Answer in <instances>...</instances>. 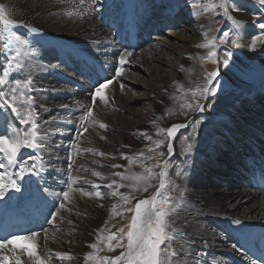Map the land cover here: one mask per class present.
Listing matches in <instances>:
<instances>
[{
    "label": "bare ground",
    "instance_id": "6f19581e",
    "mask_svg": "<svg viewBox=\"0 0 264 264\" xmlns=\"http://www.w3.org/2000/svg\"><path fill=\"white\" fill-rule=\"evenodd\" d=\"M182 1L189 0L171 1L166 13L171 12ZM199 2L206 6L218 4V0H199ZM2 4L7 13L22 17L23 26L37 29L34 32L36 34L34 43L30 41L24 50L25 59L22 62V69L32 81L30 94L38 104L36 108L38 121L35 122L37 125L35 131L40 147L37 149L22 148L17 155L16 163L12 165L8 164L6 158H1L2 154L0 155V163L4 164V167L0 168V176L4 178L3 182L7 183L10 178L15 179L21 189L20 192L13 189L5 190L4 198L0 199V213L8 207V204L23 212L26 211V206L31 205L32 208L39 206L43 226L46 228L55 213L56 219L59 218L64 225L53 221L55 225H51L53 228L48 229L46 233H43L46 229L42 230L41 228L38 231L40 233L37 238L38 254L41 258L48 259L50 257L48 264H91V260L86 257L95 252L91 245L96 244V232L103 226L101 224L107 216V210L103 208L104 203L102 204L105 201L100 200L96 193L91 194L90 201L93 204L90 205L91 209L87 210L91 219L89 225L74 223L73 219L71 221L74 225H66L68 224L67 219L71 216V207L75 204L86 211L85 202L87 200L82 201L85 199H82L81 194H90V192H85V188V190L90 188L93 189L91 191H94L107 187L112 193L119 191L123 195L122 193L125 191L123 192L118 186L122 181L121 167L126 168L132 154H135L142 145L146 146V142L152 137L149 132L151 129H148L147 123H145L147 115H142L143 120H138L139 122L134 123L135 125L125 123V126L122 125L123 127H114L115 119L109 115L113 113L112 110L117 108L129 110L131 99L124 100L121 96L123 92L121 80L126 72L117 77L116 69L121 66L120 56L125 52L131 53L125 46L126 43H129L127 37L131 36V30H139L140 33L146 30L147 25L143 20L146 8L143 7L141 0H83V2L81 0H25V2L2 0ZM35 7L38 10L32 12ZM43 7L46 8L43 10ZM190 14L196 19V23L202 30L209 29L206 19L202 18L199 13L191 11ZM132 18L136 19V25L129 21ZM128 25L129 27L126 29ZM239 27L241 43L245 48L244 51L248 52L250 39L254 36V29L252 25L245 23ZM218 30L219 27L215 28V31L206 30L209 37L202 44L212 46ZM174 36L179 35L173 34ZM151 40L152 38L149 36L148 41L151 42ZM181 40H184V43L189 41L186 38H181ZM143 46H148V42ZM142 48L144 47L138 50H142ZM157 48L168 49V47L163 48L159 44H157ZM184 49L178 65L167 64L172 76L160 77L159 75L157 77L160 81L158 83L162 85L161 89L155 90L154 86L149 89L150 97L156 98V102L154 110L147 116L148 119H154V113L164 111V101L168 102V99L174 98L173 94L178 93L184 72H187L184 78L199 82L197 66L194 65L187 69L192 58L194 61L199 52ZM213 50L211 48V51ZM55 52L59 55L58 59L67 68L57 63ZM135 52L127 57V64L124 65L129 63L133 69L142 68L147 62L148 54L145 55L143 51L144 56H140L141 61H139L135 60ZM262 64L264 65V55ZM96 67H104L107 70V79L112 80V83L104 89L107 102L100 100L99 97L94 102L93 95L97 86L92 88L86 83L85 78H91V74H94L92 68ZM165 74L167 73L165 72ZM66 76L69 81L65 80ZM239 93L238 96L232 98L217 100L212 108L215 116L209 118L206 127L192 130L189 140L181 147L187 156L184 153H176L175 145L176 137L182 133L184 127L175 130L174 135L167 137L164 143V156L167 157L171 153L176 154L178 158L184 156L183 163H176L174 167L178 169V167L184 166V172H189L181 181L175 182L181 189L171 206L172 211L169 215V234L173 236L170 241V251L174 250L176 253L172 256L173 264H250L235 247L229 233L223 229V221L232 218L264 228V193H258L248 184L246 185L245 167L242 169L232 168V162L240 157L237 149L246 145L250 140H254L251 125L258 122L252 111L256 107L254 101L256 92L249 88H241ZM62 100L63 102L56 103ZM181 102V100L174 102L177 113H180ZM241 103L245 104L241 105ZM16 106L20 108L19 101H16ZM82 107L85 111L80 113H88L89 110L93 113L88 123H85L86 125L83 123L85 126L80 124L83 121H80V118V122L75 121L72 124L68 123L69 120L65 121L63 116H59L63 108L71 111L68 113H71L70 117H72V115L78 114ZM193 115L194 112L190 111L184 118L173 116L167 119L166 124L170 128L176 124L184 125ZM4 118H7V121L12 118L20 133L23 125L14 114L11 113L9 117L4 116ZM118 120L120 119L118 118ZM7 121L4 119L0 121V133H4L6 128L3 124L8 123ZM101 123L106 127L101 128L99 126ZM53 126L60 128L59 131L52 132ZM72 126L73 130L71 131ZM16 131L15 129L11 130V132ZM112 131L116 133L113 137L109 136ZM255 134H264L263 121H260ZM72 139L76 141H72ZM67 140L69 142H66ZM68 147L74 151L75 158L72 157L67 168H62L59 163L69 162V159L63 156V152ZM256 157L261 158V154ZM76 159H78L77 163ZM186 160H188V164ZM21 162H27L29 165L34 164L37 174L25 175L23 178L17 176L18 165ZM68 167H74L81 171L69 174ZM143 167V165L132 167V172L134 171L136 174L133 182L137 190L133 191L134 195L132 196L135 200L150 199L157 191H161L159 187L153 185L152 180L143 176ZM93 173H100V176ZM66 175L71 177L68 178ZM216 175V182L209 188L207 186V184L211 185L208 181L209 178ZM103 180L108 183H103ZM69 184L72 185L71 191L68 188ZM93 185L98 187H93ZM107 185L112 186L108 187ZM64 191H69L68 200H65L61 194ZM117 197L119 194L112 195L113 199ZM62 203L65 205L64 208L60 207ZM64 231H69L73 238L70 245L63 244L61 235ZM5 239L8 238L1 240ZM69 240L66 239V241ZM125 251L126 248L123 252ZM58 253L70 256L71 259H60ZM5 255L11 258L19 257L22 264H33L32 259L21 250L13 249L11 245L0 250V264H2V258ZM119 264H124V262L120 261Z\"/></svg>",
    "mask_w": 264,
    "mask_h": 264
},
{
    "label": "rangeland",
    "instance_id": "374dc122",
    "mask_svg": "<svg viewBox=\"0 0 264 264\" xmlns=\"http://www.w3.org/2000/svg\"><path fill=\"white\" fill-rule=\"evenodd\" d=\"M20 1L25 2V0H20ZM142 1L148 5L146 7L145 21L149 23V28L154 32V36L153 38L151 37L152 40L150 44L144 47L145 49L142 48V50H138L137 52H135L136 53V55L134 56L135 60H139V61H141V59H139L140 56H144L143 55L144 53L145 55L148 54V59H146L147 62L145 66H143L142 68L137 67L133 69V66L131 67L129 63L128 65H124L127 64V62L124 63L122 66H120V68L122 67L123 72H126L125 76L124 77L122 76L123 78L121 80L123 85V86L121 85L123 87L122 90L123 92L121 93L122 94L121 96L122 99L124 100L131 99V102L129 103L128 111L119 110L118 108L115 109L114 111L112 110L113 113L109 115H111L113 119H115L114 123L116 125L113 124V126L123 127L125 126V123H128L127 125H132V124L135 125L137 122H139L138 120L143 118L144 115L148 116L150 113H152V111L154 110L156 98L150 97V94L148 93L150 91L149 89H152L153 86H154L153 89L155 90L161 89L162 85L161 83H158L160 81L157 77H159V75L160 77L164 75H166L167 77L172 76V73L170 72L169 68H167L168 66L167 64H173L175 66L178 65V62L181 60L180 59L181 56H183L181 54L184 52L185 50L184 48L189 49L192 52L193 51L197 53L199 52L198 57L194 61L192 58L187 68L189 69L191 66L194 65L195 67L197 66L199 70L197 76L199 82L184 78L187 74V72H184L183 74L184 79L182 78L180 81L178 93L176 95L173 94L172 96H174V98H172L171 100L168 99L167 100L168 102L165 103L164 101L163 104L165 106L164 111L157 114L154 113V117H155L154 119L151 118L148 119V117L146 116L147 120H145V123H147L146 126L148 127V129H151L149 132L151 133L152 137H150V139L146 142V146L145 144L142 145L135 154H132V157L129 158L130 165L128 164L126 168L121 167L122 171L120 175L122 181L118 186L120 187L121 190H123V192L125 191L124 193H122L123 195H121V192L118 191L116 192V194H119V197L113 199L112 192L107 187H103L102 189L99 188L94 191H91L93 189L90 188H87V190H85L86 189L85 188L84 189L85 192H90V194L88 193L81 194L82 199H85L82 201L87 200L85 202L86 211H84L85 209L82 208L80 209L75 204L72 205L70 212L71 218L69 217L67 219L68 224L66 225H74V223H78L81 225H89L91 223V219H90V214L87 213L88 212L87 210H90L93 204L90 201L91 194L93 192L94 193L99 192L101 194L99 199L105 201L102 202V204L104 203L103 208L107 210V216L104 222L101 224L103 226L100 229H98L96 232L97 233L96 234L97 241L95 244L96 248L93 249L95 252L93 251L94 254H92V256L97 257V259L91 260V264H111V261L116 258V255L123 252L126 248V234L128 231V225L130 224L132 215L134 214V206L139 201L132 198V196L134 195L133 191L136 192L137 190L136 185H134L133 182L135 181L136 174L134 173V171L132 172V169L135 166H139V165L144 166L142 169V174L148 180H152L154 186L159 187L161 180H163L165 187L161 189L160 191L161 197L159 198H162L164 196L168 197L170 201V207L174 203L176 196L180 193L179 189H181V187H178V184H176L175 182L177 180L181 181L183 177L186 176L189 172L188 171H187L188 173L186 171L184 172L185 169L184 166L180 168L178 167V169L174 167V164L176 163L177 164L183 163L184 156L183 158H181L182 156L181 157L179 156L180 158H178L177 155L174 153L173 154L171 153L167 157L164 156V143L167 140V137H169L167 130L170 128V126L166 124L168 118H171L173 116L184 118L188 112L190 111L194 112V115L189 120H187V122H185L184 124L185 126L182 129V133L176 137V142H175L177 149L176 153L178 154L184 153V149H182L181 147L185 142L189 140V136L192 130L206 127V124L209 123V118L215 116L214 115L215 112H213L214 110L212 108L213 106H215L214 104H216V101L219 99H225L228 97L232 98L234 96H238L240 94L239 90L241 88H249L250 90L252 89L256 92V97L254 99L256 103V107L253 108L252 111L253 114L256 115L255 120L258 121V122L256 121L257 123L255 125L254 123L251 125L254 132V137H253L254 140L252 139L249 142L252 143V145L255 148H258L264 142V134L263 135L255 134L256 130H258L259 128L260 121L264 122V110L261 109L262 108L261 106H263L264 103L261 106L258 105L264 100V91H262V89L264 88V65L262 64V56L264 55V29L260 27L261 24H264V6L260 5L258 3V0H229L230 10L229 13L225 15L223 9L218 7L214 8L213 10H208L206 5L200 4L201 5L200 8H193L189 0L187 2H183V1L180 2L172 9L171 12L166 13V11H168L167 9L168 5L170 6V4L172 3L171 1L173 0H157V1L142 0ZM0 7H3L2 0H0ZM45 8L46 7H43V10ZM35 10H38V8L35 7L32 12H35ZM191 11H196L197 13H199V15L202 18L206 19L207 25H209V29L202 30V28L196 23V19L191 16L190 14ZM185 14H189V16L191 17L189 19V23H184L182 21V19H185L187 17ZM163 16L165 17V20ZM7 18L14 21V24L11 25L8 30L20 35V37L23 40L27 41V44L15 45L11 51H6L2 47L3 40H0V75H3V67L6 66L7 60L12 55H15L16 48H19L21 52L20 60L21 62H23V60L25 59L24 50L27 48V45L30 43V41L33 42L36 37V34L30 30L31 28L22 25L21 16L18 17V16H14V14L12 15L8 13ZM164 21H172L174 25L172 24L171 25L172 27L164 28L162 26V23H164ZM174 22L176 23V25ZM244 23L252 25L254 29V36L253 38L250 39L248 52L244 51L245 48L241 43V37H240L239 25H242ZM217 27H219L220 30H218L215 34V37L212 42L214 44H212V46L204 47V48L198 47V45L205 42L207 40V37H209L208 32L205 31L206 30L215 31V28ZM0 32H4L5 36L7 35L2 22H0ZM224 33H228V36L225 37ZM173 34L179 35L177 36L178 38L176 36L173 37ZM179 37H181L182 39L186 38L189 41H186V43H184V40H181V38ZM232 40H237V44L233 45ZM221 41H226V42L221 43ZM253 41H256L254 48L252 47ZM157 44H159V46L161 45L163 48L168 47V49L165 48L164 50L162 48H157ZM211 48H213L214 49L213 51H215V57L208 58ZM139 52L142 53L140 54ZM54 55H56L57 57V63L61 64L62 67L67 68V66L63 65V62L61 63V60L58 59L59 55H57L56 52L54 53ZM10 72L11 75L7 78L8 82L3 87H0V91H4V93L9 98H11L12 96L10 89L17 88V81L23 84L25 80L30 79V77L23 72V69L20 70L13 69L10 70ZM165 72L167 74H165ZM212 72H217L218 75L212 81V84L208 85L207 75L208 73H212ZM66 77L67 78H65V80L69 81L68 76ZM205 86L210 87L211 90L209 93L202 92V89ZM31 88L32 85H30L28 88H23V87L17 88L16 95L18 98L16 101L20 102L19 110L21 111L23 117L25 119H29L28 114L31 112L32 113L31 119H34L36 122L38 121L37 110H36L38 104L32 98L31 96L32 94H30ZM57 97L60 96L57 95ZM176 100L179 101L181 100L183 102V103L181 102V105L179 106L180 113H177L175 111L174 102ZM59 102H63V100L57 101L56 103ZM242 104L245 103H241V105ZM196 105H202L203 110L202 111L199 110L196 107ZM67 110L63 108V110H61V113H59V116H63L66 119V120L63 119L65 121L69 120L68 123H72V122L74 123L75 121L78 123L80 118V121L83 120L82 123L79 121L80 124L85 126L90 120V117L87 115L88 113H80L85 111L83 107L80 108V111L78 113L79 115L78 114L72 115V117H70L71 113H68L71 111L69 110L67 111ZM10 114H11L10 109H0V116L9 117ZM118 118L120 120H118ZM31 119L27 124L20 123L21 125H23L20 131L21 135H23L25 132L30 133L32 131ZM1 120L3 121V118H0V121ZM117 121L119 122V124ZM7 122L8 123L6 124H3L1 122L3 125H5L6 128L5 131H8L9 133H11L12 129L17 130L16 132L19 131L17 129V125L14 124V120L12 118H9V121ZM83 123L86 124L84 125ZM204 124L205 126H203ZM52 129H53L51 130L52 132H54V130L58 132L60 128L54 127ZM72 130H73V126L71 127V131ZM114 134H116L115 131H112L110 132L109 136L113 137ZM73 140L75 139H72V141ZM66 142L69 141L67 140ZM70 144L72 145L74 143H70ZM245 146H242L240 149L242 150L243 147ZM71 149L72 148L68 147L63 152V156L68 158L69 162L66 163L65 161H63L59 163V165L62 168L68 166V163L71 162L72 157L75 158L74 156L75 153L73 150L71 151ZM1 154L2 153H0V155ZM184 155L187 156L186 153H184ZM2 157H4L3 154L1 155V158ZM179 159L181 160L178 161ZM77 160L78 159H76V163ZM186 162L188 164V160H186ZM68 168L69 169L67 170L69 174H72V172H75L74 174H76V172L79 173L81 171L80 169H76V168L74 169V167H68ZM226 169H228V167ZM162 173L163 175H161ZM66 177L70 178L71 176L66 175ZM216 177L217 175L215 177L209 178L208 181L210 182L211 185L207 184L208 187L209 186L212 187L214 185V183L216 182ZM103 183L107 184L108 181L106 182V180L105 181L103 180ZM127 186L130 188H128ZM123 197H127L128 200L127 203L125 202ZM129 209H131L132 211H129ZM54 214L55 213H53L52 215L51 218L52 220L49 222L50 224L49 223L47 224L48 227L46 228V230H44L43 233H46L48 229L53 228V226L51 225H55L56 222H59L60 225H64V223H62V221L59 220V218L56 219ZM53 217H55L54 220ZM71 219L74 220V223H72ZM168 221H169V227H168V231H169L170 229L169 217H168ZM52 222L53 224H51ZM120 229H124V231L121 233ZM64 232L61 235L63 238L62 241L64 242L63 244L70 245L71 244L70 242L73 238L71 237L69 231H64ZM113 234L116 235V239L109 241L108 237ZM66 239H70V240L66 241ZM169 243L170 241L166 242L165 245H162V248H166L167 244ZM109 244L114 250H109ZM169 264H173L172 256L169 257Z\"/></svg>",
    "mask_w": 264,
    "mask_h": 264
},
{
    "label": "snow or ice",
    "instance_id": "6c2138e0",
    "mask_svg": "<svg viewBox=\"0 0 264 264\" xmlns=\"http://www.w3.org/2000/svg\"><path fill=\"white\" fill-rule=\"evenodd\" d=\"M83 2V0H81ZM191 6L193 8H200L201 5L198 0H190ZM258 3L264 6V0H258ZM223 9L225 15L229 13L230 4L229 0H219L218 4H208V10H213L214 8ZM238 10V9H236ZM71 15V13H69ZM8 13L5 11L3 7H0V22L3 23L5 32L7 35L5 36L4 32H0V40H3L2 47L6 51H11L15 45H25L27 41L23 40L20 35L15 32L9 31L11 25L14 24V21L7 18ZM260 27L264 29V24H261ZM32 32H36L37 29H30ZM224 36L227 37L228 33H224ZM226 41H221L224 43ZM232 44L236 45L237 40H232ZM256 41H253L252 47L254 48ZM198 47L204 48L209 47V44H200ZM131 53L125 52L120 56L119 62L122 66L127 62V57L130 56ZM227 55V54H226ZM21 52L19 48L15 49V55H12L8 60L5 67H3V75H0V87L6 85L7 78L11 75L10 70H20L23 68V64L20 60ZM215 57V52L210 51L208 58ZM123 74L122 67L116 69V76L119 77ZM218 75L217 72L208 73L207 82L208 85L212 84V81ZM111 80H106L103 83H100L95 88V93L93 95V101L99 97L100 100L107 102V97L104 95V89L111 84ZM32 84L31 79H27L21 84L17 81V88L23 87L28 88ZM17 88L10 89L12 93L11 98H9L3 91H0V109H10L11 113L14 114L22 124L29 123V120L32 118V113L28 114L29 119H25L21 114L19 108L16 106L17 100ZM210 87L205 86L202 89L203 93H209ZM199 110H203L202 105H196ZM92 111L89 110L88 116H92ZM0 118H4L0 116ZM101 128L106 127L103 123L99 125ZM183 124H176L172 128L167 130L168 136L171 137L174 135L175 130L184 127ZM31 128L32 131L30 133L25 132L21 135L19 132H11L5 131V133H0V153L4 155L9 165L16 163V158L18 153L22 148H32L37 149L40 145L36 140V131L37 125L34 119H31ZM171 151V148H169ZM39 159V158H38ZM4 167L3 163H0V168ZM35 165H29L27 162H21L18 165L19 171L16 173L17 176L23 178L25 175H36ZM96 176H100V173H93ZM163 175V173L161 174ZM3 176H0V199H3L5 196L6 189H13L16 192H20L21 189L15 179H9L7 183L3 182ZM141 179V178H137ZM111 187L112 185H107ZM93 187H98L97 185H93ZM165 187L163 180L159 185L160 189ZM69 191H71L72 185H68ZM69 191H64L61 194L63 195L65 200L69 198ZM112 195H116V192H113ZM97 197H100V193H96ZM161 193L157 191L155 195H153L150 199H142L139 200L134 206V214L132 215L131 222L128 225V231L126 234V251L122 252L120 256L116 257L111 261V264H119L120 261H123L124 264H169V257L174 256L175 251H169L171 248L170 243L167 244L166 248H162V245H165L166 242H169L173 239V236L169 234L168 227L169 221L168 217L172 211L170 207V201L168 197L164 196L162 198ZM125 202L127 203V197H123ZM61 208H64L65 205L62 203L60 205ZM129 211H132L129 209ZM55 217H53V220ZM239 223V221H236ZM124 229H120L122 233ZM40 233L36 231H31L27 235H12L10 239L0 240V250L7 248L9 245L12 246L13 249L21 250L23 253L27 255L30 259H32L33 264H48V259L41 258L38 254L37 248V238ZM116 239V235H110L108 240L111 241ZM119 246V245H118ZM91 247L96 248V245L93 244ZM109 250L112 249L109 244ZM60 259H71L70 256L65 254H57ZM88 260H96L97 257L89 255L86 257ZM2 264H22V261L19 257L11 258L7 255L3 256Z\"/></svg>",
    "mask_w": 264,
    "mask_h": 264
}]
</instances>
